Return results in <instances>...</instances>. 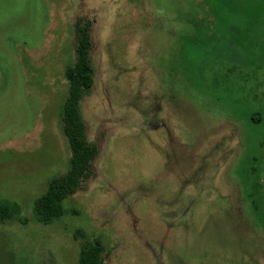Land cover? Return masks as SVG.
<instances>
[{
  "label": "rangeland",
  "instance_id": "1",
  "mask_svg": "<svg viewBox=\"0 0 264 264\" xmlns=\"http://www.w3.org/2000/svg\"><path fill=\"white\" fill-rule=\"evenodd\" d=\"M79 19L93 82L78 110L97 153L42 224L33 201L68 169ZM263 93L264 0H0V199L18 207L0 264H74L94 239L102 264H264L247 185L264 184V124L249 120Z\"/></svg>",
  "mask_w": 264,
  "mask_h": 264
},
{
  "label": "trees",
  "instance_id": "2",
  "mask_svg": "<svg viewBox=\"0 0 264 264\" xmlns=\"http://www.w3.org/2000/svg\"><path fill=\"white\" fill-rule=\"evenodd\" d=\"M75 31V60L64 70L67 80V93L62 103L60 123L61 131L69 148L68 169L51 178L43 191L33 201L32 213L35 219L48 224L64 213L62 200L76 190L81 180L91 174V161L97 153L94 144L85 139V127L79 114L78 101L88 94L93 82V68L89 57L91 41L88 23L77 20ZM252 181V180H251ZM247 184L250 192V207L259 227L264 229V191L261 184ZM17 205L0 199V221L10 218L17 212ZM24 221V219H22ZM103 247L98 239L82 243L77 250L74 264H102L100 253Z\"/></svg>",
  "mask_w": 264,
  "mask_h": 264
},
{
  "label": "flooded vegetation",
  "instance_id": "3",
  "mask_svg": "<svg viewBox=\"0 0 264 264\" xmlns=\"http://www.w3.org/2000/svg\"><path fill=\"white\" fill-rule=\"evenodd\" d=\"M262 98L264 99V93H263ZM252 114H258V112L254 111ZM252 114L249 116V120H252L254 122L262 121V123L264 124V116L262 118H260L257 115L254 117ZM257 158H260L263 161V164L261 165V167L264 170V140L261 143L260 154H259V156ZM254 184H262V183L261 182L260 183L259 182H255ZM262 186H263V189H264V184H262Z\"/></svg>",
  "mask_w": 264,
  "mask_h": 264
}]
</instances>
